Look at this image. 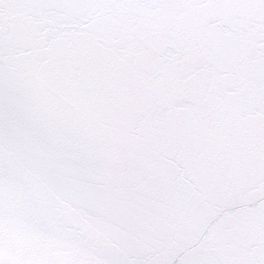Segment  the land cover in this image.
<instances>
[{
  "label": "snow or ice",
  "instance_id": "1",
  "mask_svg": "<svg viewBox=\"0 0 264 264\" xmlns=\"http://www.w3.org/2000/svg\"><path fill=\"white\" fill-rule=\"evenodd\" d=\"M0 264H264V0H0Z\"/></svg>",
  "mask_w": 264,
  "mask_h": 264
}]
</instances>
